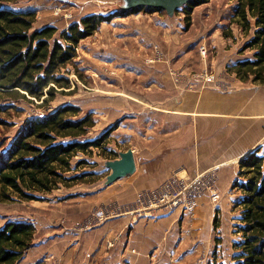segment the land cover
I'll return each instance as SVG.
<instances>
[{
	"label": "rangeland",
	"instance_id": "obj_1",
	"mask_svg": "<svg viewBox=\"0 0 264 264\" xmlns=\"http://www.w3.org/2000/svg\"><path fill=\"white\" fill-rule=\"evenodd\" d=\"M85 1L86 3H83ZM233 3L231 0H210L209 3L195 8L189 20L183 6L175 12L173 17H169L165 10L153 11L144 8L138 13L127 17H117L111 22L104 23L93 36L81 41L77 47V57L63 69L61 75L69 79V89H58L55 97L45 105L38 100L35 102L23 99L0 100L1 106L11 105L7 113L0 115V153L14 141L29 117L51 113L66 105L78 106L81 109L80 117L91 114L96 121V126L86 137L88 140H95L107 131L114 130L107 138L105 150L94 149L91 154L80 153L73 159L74 171L68 176H84L75 182H70L69 185H61L58 189L60 191L75 190L81 193L97 189L99 191L107 182L109 173L112 172L106 165L108 161L119 156L120 151L133 148L135 145L146 148L139 144H144L142 139L136 142L132 138L134 136L132 131L135 130L138 134L139 130H144L141 136L143 134L147 136L148 124L162 121L154 114L150 115L149 100L134 102L131 98L133 94L149 91V84L153 82L149 79L150 75L154 73L158 75L166 71L175 85H178L177 91L178 89L186 91L216 89L226 92L239 81L237 76L229 71V67L236 62L238 56L249 57L252 53L241 51L247 39L242 30L241 34L234 30L236 24L230 25ZM125 5H127L126 0H15L9 4L18 11H34L37 28L54 25L59 29V33L64 32L72 23L88 16L89 13L108 15L125 10ZM226 34L230 35L226 36ZM181 44L183 47L180 46ZM204 44L208 49L207 58H202L200 54V47ZM159 53L163 54L161 59L156 57ZM182 55L185 60L180 62ZM168 57L172 62L168 61ZM154 63L155 65L165 64L166 68L154 69ZM172 71L183 75L182 79L176 81ZM206 74L213 75L215 81L206 80ZM155 90L157 92L154 91L153 96L157 99L158 89ZM121 92H125L127 96L122 97ZM136 121L137 124H135ZM138 124L142 125L141 129H138ZM135 138L138 139V137ZM261 155H264V151ZM81 160H86L87 163L78 166L77 163ZM239 163L234 164L235 173L231 171L230 175L225 176L222 186L232 179L233 174L236 177L235 181L237 180L240 171ZM142 168L143 165L140 162V171ZM210 170L218 172L217 167ZM182 173L184 171H178L163 183L176 175L180 179L185 177ZM139 174L137 170L132 176L120 180L131 181ZM235 181L229 186L226 194L222 193L221 185H218L216 199L210 195H203L208 198L211 213L214 215L213 224L210 227L203 224L194 226L192 223L200 206L198 202L195 211L189 215V219L187 218L189 223L181 226L179 231L177 230L182 236L181 249L179 250L178 243L171 237L165 246L154 252L150 260L151 264H236L235 256L238 252L234 244L241 240V234L236 232L241 213L236 203L241 198V194L233 189ZM160 185L139 190L133 202H126L123 205L127 209H132L138 193L156 189ZM48 193H51V198L46 200L43 196H47ZM48 193H35L37 198L34 200H24L14 196L11 201H0V229L9 221L31 222L36 226L35 248H31L29 260L24 256L25 259L21 260L23 262L20 261L21 264H48L44 261L40 262V234L43 230L40 224L42 219L48 218L46 208H42L41 205L46 201L50 204L58 202L57 199L63 195L59 194L60 196L53 198L54 193ZM224 199H227V208L223 206ZM115 203L121 205L117 202L113 204ZM104 206L106 205L102 207L96 205V208L94 207L85 217L75 213L72 214V218L61 219L53 216L52 220L56 223V220L61 219L60 225L69 232L66 235L84 234L87 231L80 230L77 226L81 228L97 208L101 209ZM216 216L217 225L215 224ZM174 233L177 234L176 230ZM82 238L84 244L85 241ZM62 243L63 241L59 242L57 246H61ZM65 245L66 243L63 247ZM106 256L101 255L99 250L87 258L79 252L72 258L75 262L77 261L75 264H107ZM61 257L55 260L54 264H71L62 260Z\"/></svg>",
	"mask_w": 264,
	"mask_h": 264
},
{
	"label": "trees",
	"instance_id": "obj_2",
	"mask_svg": "<svg viewBox=\"0 0 264 264\" xmlns=\"http://www.w3.org/2000/svg\"><path fill=\"white\" fill-rule=\"evenodd\" d=\"M14 1L0 0V100H38L42 105L49 103L58 89L70 88L69 79L61 73L77 57L82 40L117 17H127L144 8L163 10L137 7L108 15L92 14L59 33L54 25L37 28L36 13L15 10L9 6ZM231 1L235 5L230 25L239 26L248 38L241 51L253 54L236 61L229 71L244 83L264 85V0ZM209 2L190 0L184 6L187 19L192 17L195 8ZM9 109L11 105H0V115ZM80 115V107L66 105L45 116L26 119L14 141L0 153L1 202L11 201L14 196L34 200L35 193L52 192L84 176H68L74 171L73 159L80 153L91 154L94 149L105 150L107 138L114 129L88 140L86 137L96 121L91 114ZM86 163L81 160L77 164ZM239 164L238 178L233 184V189L241 194L236 203L241 212L236 232L241 234V240L234 244L238 252L235 261L236 264H264V155L258 149ZM217 220L216 216L215 224ZM36 233V226L31 222H7L0 229V264H19L35 246Z\"/></svg>",
	"mask_w": 264,
	"mask_h": 264
},
{
	"label": "crops",
	"instance_id": "obj_3",
	"mask_svg": "<svg viewBox=\"0 0 264 264\" xmlns=\"http://www.w3.org/2000/svg\"><path fill=\"white\" fill-rule=\"evenodd\" d=\"M92 14L95 13L88 15ZM234 30L241 34L239 26L236 25ZM180 46L183 47L182 44ZM179 50L181 52V49ZM251 56L240 55L236 61L245 60ZM183 60L185 58L182 55L180 62ZM168 61H171L170 57ZM153 65L154 69L166 68V65L162 63ZM218 70L221 72L220 67ZM149 79L153 81L149 84V91L133 94L131 98L134 102L149 100L150 115L154 114L162 121L148 124L147 136L144 134L141 136L144 130H139L138 134L135 130L132 131L134 135L132 138L136 142L142 139L144 144H139L146 148L135 145L133 148L120 151L119 156L110 160L120 159L121 153L131 149L140 174L131 181L118 180L111 184L106 182L99 191L98 189L85 191L86 193L75 190L60 191V189L52 191L53 198L59 194L63 195L57 199L58 202L50 204L46 201L41 205L42 208H46L48 218L42 219L40 224V228H43L40 234V262L54 264L55 260H59L62 256V260L75 264L77 261L75 262L72 258L74 254L77 255L79 252L87 258L100 250L101 255H107L105 260L107 264H151L150 260L154 252L165 246L171 237L176 240L180 250L182 236L178 231L181 226L189 223V214L181 215L175 211L138 216L131 213L123 204L133 202L139 190L160 185L180 170L184 171L182 173L184 176H195L217 167L218 185H221L222 193L226 194L227 189L236 179L235 174L232 175L231 180L228 179L229 182L225 183L228 186H222V181L227 174L230 175L229 172L235 171L234 164L258 149L260 154L263 153L264 85L244 83L239 80L226 92L216 89L195 91L178 89L177 91L178 85H175L166 71L158 75L154 73L149 76ZM154 87L158 89L157 99L153 96L156 91ZM120 95L127 96L125 92H121ZM141 126L138 124V129H141ZM140 162L143 165L141 171ZM50 194L43 198L49 200ZM114 202L121 205L113 204ZM199 202L200 206L192 223L194 226L203 224L210 227L213 224L214 215L211 213L208 198L202 196ZM224 202L223 206L227 208V199H224ZM96 205L101 207L106 205L104 207H110L116 214H112L102 224L84 234L66 235L69 232L60 225L61 219L72 218V214L75 213L85 217L94 207L96 208ZM119 207L122 208V213L117 210ZM53 216L61 219L56 220L55 223L52 220ZM175 230L177 234L174 233ZM81 238L85 241L84 244ZM62 241V247L57 246ZM93 244H95L94 247ZM32 249L27 252L28 255H25L28 260Z\"/></svg>",
	"mask_w": 264,
	"mask_h": 264
},
{
	"label": "built area",
	"instance_id": "obj_4",
	"mask_svg": "<svg viewBox=\"0 0 264 264\" xmlns=\"http://www.w3.org/2000/svg\"><path fill=\"white\" fill-rule=\"evenodd\" d=\"M200 54L202 58H207L208 49L205 44L200 47ZM156 57L161 59L163 54L159 53ZM172 73L176 77V81H180L183 77V75L176 71H172ZM206 76V80L215 81L213 75L209 76L206 74ZM176 176L161 184L156 189L138 193L135 206L129 209L130 212L138 216L156 215L162 212L175 211H178L181 215H191L197 208L201 196L210 195L213 199L218 197V172L208 170L195 176L181 177V179ZM111 210L110 207L96 209L81 228L79 226L77 227L80 230H93L109 216L116 214L114 210ZM117 210L119 213L123 212L120 207Z\"/></svg>",
	"mask_w": 264,
	"mask_h": 264
},
{
	"label": "water",
	"instance_id": "obj_5",
	"mask_svg": "<svg viewBox=\"0 0 264 264\" xmlns=\"http://www.w3.org/2000/svg\"><path fill=\"white\" fill-rule=\"evenodd\" d=\"M190 0H126L125 10L134 9L137 7H151L155 9L165 10L170 17H173L175 12L189 3ZM42 114L39 116H45ZM107 167L112 173L107 177V184L114 183L124 177L132 175L137 170L136 160L133 151L130 149L127 152L120 154V159L108 161Z\"/></svg>",
	"mask_w": 264,
	"mask_h": 264
}]
</instances>
